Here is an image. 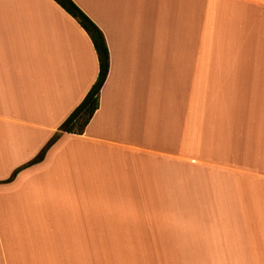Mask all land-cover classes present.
Returning a JSON list of instances; mask_svg holds the SVG:
<instances>
[{"label": "crops", "instance_id": "0c3cea01", "mask_svg": "<svg viewBox=\"0 0 264 264\" xmlns=\"http://www.w3.org/2000/svg\"><path fill=\"white\" fill-rule=\"evenodd\" d=\"M73 1L109 53L81 133L89 35L0 0V264H263L264 0Z\"/></svg>", "mask_w": 264, "mask_h": 264}, {"label": "trees", "instance_id": "16d2710c", "mask_svg": "<svg viewBox=\"0 0 264 264\" xmlns=\"http://www.w3.org/2000/svg\"><path fill=\"white\" fill-rule=\"evenodd\" d=\"M55 1L85 29L93 43L98 59V73L94 83L91 85L82 101L60 125V130L62 131L81 133L98 107L99 92L105 82L109 70L108 47L100 28L73 0ZM58 135L59 133H55L39 154L28 163L19 167V169L40 161L43 158L46 149L57 139ZM17 170L13 172L10 179L14 178Z\"/></svg>", "mask_w": 264, "mask_h": 264}, {"label": "bare ground", "instance_id": "6f19581e", "mask_svg": "<svg viewBox=\"0 0 264 264\" xmlns=\"http://www.w3.org/2000/svg\"><path fill=\"white\" fill-rule=\"evenodd\" d=\"M248 37V36H247ZM245 38H246V35H245ZM251 38H249L248 37V39H247V41L248 40H250ZM251 41V40H250ZM248 43V42H247ZM250 44V43H249ZM244 45H245V43H244ZM246 46V45H245ZM248 46V45H247ZM252 66H250V68H251ZM253 68H251V70H252ZM250 73V72H249ZM253 73V72H252ZM251 74V73H250ZM249 76V79H250V75H248ZM253 78H255L254 76H252ZM252 77H251V79H252ZM250 79V80H251ZM250 80H247V81H250ZM250 82H252L253 83V81H250ZM251 83V84H252ZM248 84H249V86H250V83L248 82ZM248 86V87H249ZM250 90H252L251 88H250ZM253 96V95H252ZM246 100V99H245ZM248 106H250L249 105V103H248ZM255 109V108H254ZM246 111H248V108H247V110ZM250 111V110H249ZM256 111V110H255ZM251 114V111L249 112V115ZM255 132H256V130H255ZM259 223H257V226H256V235H257V238H260V236H261V232H260V226L258 225ZM263 239H264V234H263ZM260 244H261V242H260ZM263 253H264V244H263ZM263 264H264V258H263Z\"/></svg>", "mask_w": 264, "mask_h": 264}, {"label": "rangeland", "instance_id": "374dc122", "mask_svg": "<svg viewBox=\"0 0 264 264\" xmlns=\"http://www.w3.org/2000/svg\"><path fill=\"white\" fill-rule=\"evenodd\" d=\"M249 105L250 106H248V115H249V112L251 111V104H250V97H249ZM250 110V111H249ZM251 115V114H250ZM249 115V118H248V122L250 123V120H251V116ZM171 196L173 197V198H179V196H180V194H171ZM256 229V228H255Z\"/></svg>", "mask_w": 264, "mask_h": 264}]
</instances>
